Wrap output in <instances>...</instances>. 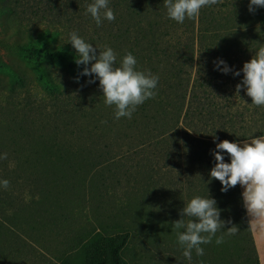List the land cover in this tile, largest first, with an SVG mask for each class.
<instances>
[{
	"label": "rangeland",
	"instance_id": "1",
	"mask_svg": "<svg viewBox=\"0 0 264 264\" xmlns=\"http://www.w3.org/2000/svg\"><path fill=\"white\" fill-rule=\"evenodd\" d=\"M14 3L19 10L30 7L27 0ZM109 7L115 20H106L107 27L90 19L75 20L73 29L81 30L85 41L94 34L91 39L99 40L94 46L97 56L104 46L111 47L118 67L131 53L138 58L137 70L159 78L161 90L156 92L161 96L137 107L130 119H114L115 109L105 105L99 80L94 74L81 75L86 66L76 64L79 57L74 48L70 52L68 34L57 37L63 54L40 60L30 47L17 45L19 32L23 35L29 26L15 23L16 33L0 19V157L7 154L0 159V180L10 182L7 189L0 187V264H100L101 236L106 234L124 237L119 264H255L252 253L241 248L239 233L224 232L232 223L216 234L224 236V243L217 245L213 237L205 245L213 250L207 263L202 259L205 255L197 256L194 250L191 261L183 256L172 225L181 219L191 190L195 196L215 199L220 219L231 221L226 192H220L218 181L209 175L216 145L200 139L192 143L195 148L183 149L188 136L181 129V118L177 138L167 136L172 105L179 106L175 99L187 91L174 82L187 86V73L179 71L167 84L163 73L170 80L167 72H173L176 55L168 64H160L158 56L148 54L155 47H137L134 40L146 35L150 26L160 37L159 50L169 51L174 43L183 48L192 37L191 19L180 24L168 18L164 0H109ZM45 22L42 19L40 27ZM94 29L101 31L98 36ZM145 55H153L151 63L141 64ZM190 80L191 76L188 86ZM231 88L236 90V84ZM166 99L169 104L161 102ZM231 100L239 104L237 98ZM260 128L264 131V126ZM22 131L25 137L32 133L41 144L27 147L18 134ZM44 139L49 149H43ZM71 178L84 180L79 183L83 189L72 188Z\"/></svg>",
	"mask_w": 264,
	"mask_h": 264
},
{
	"label": "trees",
	"instance_id": "2",
	"mask_svg": "<svg viewBox=\"0 0 264 264\" xmlns=\"http://www.w3.org/2000/svg\"><path fill=\"white\" fill-rule=\"evenodd\" d=\"M27 1L30 3L29 9L20 8L19 10L14 0H0V19L7 28H12L14 31L16 29V33L19 31L16 25L29 26L23 35H21L22 32H19L20 39L17 45L19 48L30 47L31 54L36 59L42 60L57 54H63V43L57 42V37L59 38L63 34H68L69 37L70 33L77 31L81 38H85L80 34L81 30L73 29V24L75 20L77 23L78 21L93 20L91 15L86 12V6L91 4L93 0ZM38 4H43V6L35 8L34 6ZM248 7L249 0H222L221 3L202 8L199 16L191 19L189 23L192 37L190 42L183 48L174 43L170 45L171 51L159 50L157 47L160 37H158V33H155L154 28L150 26L146 31V35L134 37L137 47H143L144 49L155 47L148 54L158 56L156 60L160 64H168L170 59H173V55H176V62L172 65L173 72H167L170 80H168L169 77L165 78L166 75L163 73L165 76L164 82L166 80V83L170 84L173 79H176L179 71L187 73V86H184V83L177 79L174 82V85L181 83L180 86L187 88V91H184L183 97L179 100L175 99L174 102H180L179 106L172 105L173 111L170 113L168 121L171 130L167 132L169 138H177L179 135L177 123L181 118L183 125L181 129L188 136V139L184 141L183 149L188 148L191 150L192 147L195 148L196 146L192 143L200 139L204 143L216 145L223 140L235 142L264 135V131L260 128L264 126V107L251 105V98L246 95V88L242 87L239 93L231 88V85L234 86L242 82L243 72L241 70L244 63L249 62L259 48L264 46V8H256L254 13H250ZM68 8L71 11H67ZM131 12L135 11L131 10ZM42 19H46L44 27H40ZM127 20H131V17H128ZM105 22L106 20L103 21L102 25L105 26ZM64 29L67 30L65 33ZM142 29L144 30L145 27ZM98 31L100 30L94 29L97 36ZM93 36L94 34L86 36L90 40L85 42L96 46L99 44L97 42L99 40L97 38V40H92ZM94 41L96 44H93ZM67 42L71 52L73 47L69 43L70 40H67ZM153 55L151 57L145 55V59L141 61V64H143V61H147L148 64L151 63ZM136 60H138L137 57ZM218 60H223L232 71L223 74L221 71L215 70V62ZM151 68L153 69V67ZM174 68L177 72L174 71ZM237 71L240 72V75L234 76L233 72ZM190 76L191 82L188 86ZM158 90L161 89L157 85L155 91ZM172 95L171 91L170 98H172ZM157 96L160 97L161 93L156 92L155 97ZM184 96L187 97L186 100ZM155 97L146 100L137 107L144 108L149 102L155 101ZM168 97L169 95L166 98ZM232 98H237V103L242 106L234 104L235 101H232ZM169 100L166 99L161 102L169 104ZM156 107L161 106L157 105ZM161 111L166 113L164 110ZM249 116L252 117L250 120H248ZM254 116L257 118H253ZM18 134L24 138L27 147L41 144V141L39 142L33 138L32 133L27 135L28 137H25L23 131ZM42 147L43 149H49V142L44 139ZM160 147H163V145ZM79 148L82 152L85 151L84 147ZM164 148L166 149V147ZM180 154L181 148H178L177 155L180 156ZM221 154L224 156L225 163H229L230 157L228 154ZM71 181L73 183L72 188L83 189V186H80L79 183L83 184L84 180L79 182L71 178ZM84 185L86 186V184ZM215 185L221 192L220 182L218 181ZM192 192L193 190L188 193V202L195 197ZM225 195H227V206L231 222L238 227L239 232L237 233L243 239L241 248L248 253L251 252L255 258V264H259L238 185L229 189ZM101 240L103 254L100 264H119L117 258L124 237L123 239H113L106 234L101 236ZM206 250H208L207 254ZM204 255V258H202L204 263L212 259L213 250H211V247L204 249Z\"/></svg>",
	"mask_w": 264,
	"mask_h": 264
},
{
	"label": "clouds",
	"instance_id": "3",
	"mask_svg": "<svg viewBox=\"0 0 264 264\" xmlns=\"http://www.w3.org/2000/svg\"><path fill=\"white\" fill-rule=\"evenodd\" d=\"M221 2L222 0H164V7L168 18L182 24L186 18H197L202 8ZM256 8H264V0H249L248 11L254 13ZM86 12L98 27L105 20H115L109 0H93L86 6ZM69 40L79 57L75 60L76 64L86 66L81 75L94 74L99 80L105 105L115 109L114 119H130L137 106L155 97L159 78L150 71L137 70V60L131 53L125 54L117 67V54L111 47L104 46V50L99 51L97 56V48L85 42L77 32L70 33ZM89 62H93L90 68L87 67ZM215 70L223 74L232 71L223 60L215 62ZM241 71L243 80L236 85V92L239 93L242 87L246 88L251 105L264 107V46L259 48L249 62L244 63ZM233 75L239 76L240 72H233ZM221 153L228 154L229 163L224 162ZM212 155L215 166L210 171V179L220 182L222 192L240 185L244 189L242 199L250 217L249 222L257 230L264 229V135L249 139L243 144L223 140L216 144ZM6 158L7 154L0 157ZM9 166L13 167L14 164ZM9 185L8 180H0V187L7 189ZM216 204V200L208 196H195L182 209L181 219L172 224L176 230L178 244L184 249L182 254L189 261L192 259L193 250L197 256H203L204 248L201 245L210 244L213 237L223 231L226 223H232L230 220L220 219L221 210ZM224 232L227 235H236L239 229L233 225ZM215 243H224V236L216 237Z\"/></svg>",
	"mask_w": 264,
	"mask_h": 264
},
{
	"label": "crops",
	"instance_id": "4",
	"mask_svg": "<svg viewBox=\"0 0 264 264\" xmlns=\"http://www.w3.org/2000/svg\"><path fill=\"white\" fill-rule=\"evenodd\" d=\"M258 137H253V138H249V139H255ZM249 139L241 140V141H235L234 143L243 144L245 141H248ZM238 187H239L240 194L242 197V192L244 191V189L240 185H238ZM242 201H243V199H242ZM245 213H246V217H247V220L249 223L250 231H251V234H252V237L254 240V245H255L257 257H258V263L264 264V229L257 230V228L249 222L250 217L248 216L246 209H245Z\"/></svg>",
	"mask_w": 264,
	"mask_h": 264
}]
</instances>
